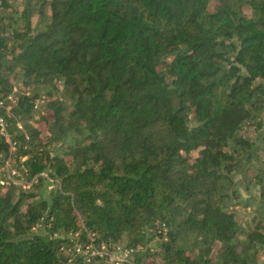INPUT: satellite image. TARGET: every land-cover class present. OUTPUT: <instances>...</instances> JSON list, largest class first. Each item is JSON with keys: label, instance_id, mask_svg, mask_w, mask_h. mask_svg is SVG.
Instances as JSON below:
<instances>
[{"label": "trees", "instance_id": "1", "mask_svg": "<svg viewBox=\"0 0 264 264\" xmlns=\"http://www.w3.org/2000/svg\"><path fill=\"white\" fill-rule=\"evenodd\" d=\"M3 19L0 100L18 72L31 100L62 94L43 130L8 128L31 185H0V264H85L61 248L88 234L125 239L122 264H264V188L249 229L232 211L264 151V0H27L8 37Z\"/></svg>", "mask_w": 264, "mask_h": 264}, {"label": "rangeland", "instance_id": "2", "mask_svg": "<svg viewBox=\"0 0 264 264\" xmlns=\"http://www.w3.org/2000/svg\"><path fill=\"white\" fill-rule=\"evenodd\" d=\"M26 1L27 0H0V18L1 17L4 18L2 20V25L6 28L4 33L6 37L12 34L13 28H21V24L18 23V15L22 11L24 5L26 4ZM45 1H50V0H45ZM33 7H35L34 3H33ZM43 10L45 13L44 19L40 18L36 14H33V17L31 19V26L35 32L39 30H43L49 21L50 11L47 4H44ZM13 19L15 20V24L13 23ZM10 80H11L12 91L7 96L6 99L2 100L4 106L1 108L3 109L5 116L9 117L8 119H13L12 123L10 122V120L8 122L6 121L7 131L9 126L12 124H14V126L18 129V131L22 132L26 136L28 135V133L26 132V126H33L43 130L45 126H44V121L41 119H43L47 115V111H48L47 104L51 97L46 96L45 91L42 90V92H40L35 99L31 100L32 96L36 92L35 89H37V87H34L33 85L32 86L25 85L24 77L20 72H18V74L11 77ZM57 86L59 87V94L57 93L54 94V96L51 99H55V98L61 99V94H62L61 88L60 85ZM23 97L30 99L29 105H31V107L28 108V111L23 110L25 111V113L22 112L21 115L15 114L14 111L19 107L21 98ZM242 134L245 137L253 139V141L256 142L255 138L258 136V133L256 132V122L254 121L245 124L242 128ZM44 135L47 134L44 133L43 136ZM7 136L11 142H14L9 131L7 133ZM257 142L259 143V141ZM17 143L18 142L14 144V150H11V154L16 153L18 148ZM260 156L262 158V161L254 162V164L249 168L250 170L247 172L245 177H243L242 175L241 176L236 175L235 178L236 187L240 191L241 197L243 199V203L241 205L234 207L232 211H234L239 216L240 220L244 222L243 225L248 229L251 227L250 220L253 217L260 216V213L256 212V207H258V203H259L258 198L261 195V190L264 188V151L260 152ZM8 158L0 159V185H4L5 187H7L9 183L14 182L15 184H19L21 186L30 187L31 182L27 183L24 180H22V177H20L21 173L17 171L16 166L18 164L15 162L14 156L11 155L10 159ZM24 160H25L24 158L20 159L21 163ZM258 174L262 176L261 182L259 181V179L256 178V175ZM40 175H43L45 177V173H41ZM49 180L51 179L47 178L42 185H37L36 188H33L35 192L39 195V197L48 199L50 193H52L50 192L51 190H48ZM28 189L29 188H25L23 190H28ZM246 205H248L249 207H247ZM163 241L164 240L161 241L155 240L154 243L160 245ZM122 243L123 244H118V245L124 246L126 243L125 239H123ZM153 246H156V244H153ZM109 253L112 254L113 258L115 259L119 258V254H117L112 249V247L109 248ZM93 263L102 264L101 261H97V260H94ZM103 263L106 264L105 262ZM107 264H114V262L113 263L108 262Z\"/></svg>", "mask_w": 264, "mask_h": 264}, {"label": "built area", "instance_id": "3", "mask_svg": "<svg viewBox=\"0 0 264 264\" xmlns=\"http://www.w3.org/2000/svg\"><path fill=\"white\" fill-rule=\"evenodd\" d=\"M4 106L3 101L0 100V109ZM4 121V118L1 114L0 111V135L5 139L6 142L9 143V150H10V156L8 159H10L11 157V150H14V142H11L8 139L7 136V125ZM26 139H28V137H26ZM14 143V144H13ZM14 174V173H13ZM15 175V174H14ZM45 177H47L45 175ZM55 183L53 182V180H49V189L48 190H52L53 188H55ZM24 189L25 188H29L26 186H22ZM77 236V234L75 235ZM112 247V249L119 254V258L115 259L113 258L112 254L109 253V248ZM62 253H64L65 255L69 256L70 259L69 261H71L72 257H80L85 264H92L94 260H98L101 261L102 264H104L103 262H105L106 264L108 262H114V264H122V263H128L131 261V255L133 253L132 249H127L124 246H119V245H109V244H105V243H101L100 245L96 244V236L94 234H88L87 235V241L82 244V243H75L71 248H65L62 247L61 248Z\"/></svg>", "mask_w": 264, "mask_h": 264}]
</instances>
